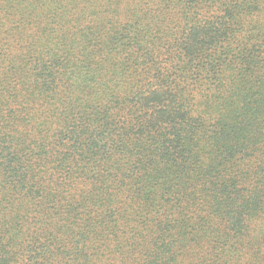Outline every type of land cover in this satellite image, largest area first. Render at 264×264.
<instances>
[{
    "label": "trees",
    "instance_id": "trees-1",
    "mask_svg": "<svg viewBox=\"0 0 264 264\" xmlns=\"http://www.w3.org/2000/svg\"><path fill=\"white\" fill-rule=\"evenodd\" d=\"M0 264H264V0H0Z\"/></svg>",
    "mask_w": 264,
    "mask_h": 264
}]
</instances>
